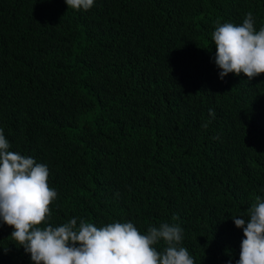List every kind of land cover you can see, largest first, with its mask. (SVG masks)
Segmentation results:
<instances>
[{"label":"trees","instance_id":"16d2710c","mask_svg":"<svg viewBox=\"0 0 264 264\" xmlns=\"http://www.w3.org/2000/svg\"><path fill=\"white\" fill-rule=\"evenodd\" d=\"M249 11L258 31L264 0H0V128L47 165L52 224L176 223L194 264H237L232 217L264 200V73L221 80L212 33ZM13 231L0 218V264H33Z\"/></svg>","mask_w":264,"mask_h":264},{"label":"clouds","instance_id":"9594fccd","mask_svg":"<svg viewBox=\"0 0 264 264\" xmlns=\"http://www.w3.org/2000/svg\"><path fill=\"white\" fill-rule=\"evenodd\" d=\"M65 2L78 11L94 6V0ZM255 22L251 11L242 24L218 22L212 41L221 80L229 73H243L249 79L264 73V27L257 31ZM209 113L214 116L211 109ZM10 147L0 128V218L13 227L12 240L30 254L33 264H194L188 249L181 246L184 230L176 223L150 225L146 234L131 222L98 228L73 217L52 224L50 205L58 193L49 186L47 165ZM178 219L172 216L173 221ZM232 220L245 237L237 264H264V200L256 197L247 216ZM161 241L166 247L158 251L155 246Z\"/></svg>","mask_w":264,"mask_h":264}]
</instances>
